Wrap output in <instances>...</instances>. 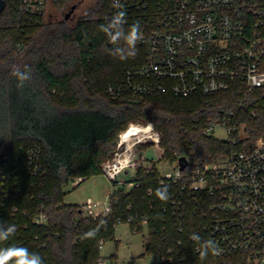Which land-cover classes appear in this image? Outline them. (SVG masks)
<instances>
[{"label": "trees", "instance_id": "trees-1", "mask_svg": "<svg viewBox=\"0 0 264 264\" xmlns=\"http://www.w3.org/2000/svg\"><path fill=\"white\" fill-rule=\"evenodd\" d=\"M52 1L64 10L71 0ZM6 2L0 14V224L14 226L16 231L0 247H27L44 264L116 262L117 254L101 256L100 242L115 240L121 221L135 233L147 229L145 254L165 257L159 264H244L241 256L219 257L211 250L206 258L200 256L201 244L210 241L205 232L208 198L196 195L180 219L171 204L179 187L167 183L169 198L160 200L156 190L164 187L157 171L145 174L138 169L139 185L116 188L112 213L97 220L85 216L79 204L63 201L64 186L78 178L85 181L102 175L103 163L131 124L154 125L161 134L162 159L174 163L186 157L187 170L218 163L232 145L205 135L204 129L209 120L237 108L235 97L165 93L112 98L108 85L121 82L132 63V57L112 53L101 30L110 22L114 0H97L71 29L60 22H46L44 13L29 15L21 0ZM13 65L31 70V79L23 87L10 74ZM249 101L240 116L247 124L245 148L264 135L263 90ZM32 149L42 164L37 174L29 170ZM149 188L152 196L147 195ZM41 214L47 221L37 225L34 218ZM193 234L200 241H192Z\"/></svg>", "mask_w": 264, "mask_h": 264}, {"label": "built area", "instance_id": "built-area-1", "mask_svg": "<svg viewBox=\"0 0 264 264\" xmlns=\"http://www.w3.org/2000/svg\"><path fill=\"white\" fill-rule=\"evenodd\" d=\"M46 2L21 0L25 12L32 16L41 15ZM117 3L122 7H116ZM118 11L126 12L124 31L136 23L142 38L121 82L108 85L107 94L122 98L229 93L235 97L237 108L220 119L209 120L204 133L212 136L217 128H223L232 147L218 163L187 170L188 162L181 170L179 158L173 171L161 174L156 161L146 157V148H138L151 144L158 150V159H162L161 134L154 125H139L149 128V133L133 135L128 140L122 138L124 131L112 156L102 165V174L112 183L108 201L88 199L79 204L84 215L93 220L110 215L115 189L129 190L139 185L135 175L130 181H120L121 173L130 168L135 174L138 169L145 174L157 171L162 187L167 183L179 187V193L171 196V204L180 219L188 203L197 200L196 195L208 198L205 232L219 248L216 256L238 255L244 264H264V136L250 148L237 147L243 133L240 114L250 103V96L264 92V0H114L109 21ZM105 37L112 49L124 47L123 41L114 45L106 34ZM136 152L140 154L138 159ZM28 161L32 174L42 170L36 150L29 151ZM82 180L78 178L73 183L78 185ZM152 194L149 188L147 195ZM16 211L13 209V213ZM46 221L43 214L34 218L37 225ZM147 222L144 217L143 223ZM104 244L100 242L101 250ZM159 257V263L166 261ZM99 264L113 263L101 260Z\"/></svg>", "mask_w": 264, "mask_h": 264}, {"label": "rangeland", "instance_id": "rangeland-1", "mask_svg": "<svg viewBox=\"0 0 264 264\" xmlns=\"http://www.w3.org/2000/svg\"><path fill=\"white\" fill-rule=\"evenodd\" d=\"M96 2L97 0H71L66 9L60 10L53 4L52 0H47L43 13L46 22H60L61 24H64L67 29H71L82 16L88 13L90 7L95 5ZM74 5L77 6L76 10L66 18V15ZM241 118L243 133L239 138L238 146L245 148L248 146V134L246 132L247 124L244 120V116ZM263 136L264 135L257 137L254 142ZM211 137L220 142L228 140L226 130L223 128H217ZM145 148L146 157L149 160L156 161L157 169L161 174L173 171L174 163H171L167 159L159 160L158 150L155 146L149 144ZM139 157L140 154L137 153L136 159ZM134 175V169L130 168L126 173H121L118 179L120 181H130L134 179ZM111 188L112 183L103 174L82 181L79 185L70 182L68 185L64 186L63 201L65 204L73 205L81 204L88 199H92L95 202H103L104 200L108 201ZM147 235L148 231L146 228L142 233H135L131 230L128 223L119 224L116 229L115 240L105 242L103 249L101 250V256L110 257L113 254H117L118 259L116 262L112 261L113 264H159L160 257L158 255L145 254L144 243ZM116 245H118V247H116Z\"/></svg>", "mask_w": 264, "mask_h": 264}, {"label": "clouds", "instance_id": "clouds-1", "mask_svg": "<svg viewBox=\"0 0 264 264\" xmlns=\"http://www.w3.org/2000/svg\"><path fill=\"white\" fill-rule=\"evenodd\" d=\"M115 6L122 7L119 3ZM125 23L126 12L118 11L107 25L101 26V30L107 35L112 44L119 45L121 41L124 42V47H116L112 50L114 55H118L121 58L134 56L135 46L142 38L138 24H132L129 30L125 32L123 28ZM10 74L17 79L19 87H23L24 83L31 79V70L27 66H25V70H21L20 66L13 65ZM156 195L162 201H167L169 198L166 187L157 189ZM15 231L14 226L5 227L0 224V242L9 240ZM85 235H91V233ZM191 239L200 241V237L196 234H193ZM209 250L213 254L219 253V248L212 241H204L199 249L200 256L206 258ZM0 264H44V261L38 253L30 252L27 247L12 245L0 247Z\"/></svg>", "mask_w": 264, "mask_h": 264}, {"label": "bare ground", "instance_id": "bare-ground-1", "mask_svg": "<svg viewBox=\"0 0 264 264\" xmlns=\"http://www.w3.org/2000/svg\"><path fill=\"white\" fill-rule=\"evenodd\" d=\"M149 128H145L136 124H133V126L126 130L123 134H122V138L124 140H128L130 139L133 135H144L149 133Z\"/></svg>", "mask_w": 264, "mask_h": 264}, {"label": "water", "instance_id": "water-1", "mask_svg": "<svg viewBox=\"0 0 264 264\" xmlns=\"http://www.w3.org/2000/svg\"><path fill=\"white\" fill-rule=\"evenodd\" d=\"M6 5H7L6 0H0V14L5 10ZM76 8H77V6L74 5L70 9V12L66 15V18H68L76 10ZM179 162H180L181 170H184L186 168V166H187V163H188L186 157H181Z\"/></svg>", "mask_w": 264, "mask_h": 264}]
</instances>
